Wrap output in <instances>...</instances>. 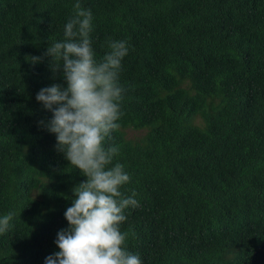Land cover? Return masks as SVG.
<instances>
[{
    "label": "trees",
    "instance_id": "16d2710c",
    "mask_svg": "<svg viewBox=\"0 0 264 264\" xmlns=\"http://www.w3.org/2000/svg\"><path fill=\"white\" fill-rule=\"evenodd\" d=\"M74 0H0V264H43L86 179L38 125L63 83L44 55ZM98 57L126 39L117 160L126 247L143 264H264V0H81ZM40 55L39 62L31 60ZM129 131L135 132L130 134Z\"/></svg>",
    "mask_w": 264,
    "mask_h": 264
},
{
    "label": "clouds",
    "instance_id": "9594fccd",
    "mask_svg": "<svg viewBox=\"0 0 264 264\" xmlns=\"http://www.w3.org/2000/svg\"><path fill=\"white\" fill-rule=\"evenodd\" d=\"M72 7L64 38L48 42L44 53L63 83L40 87L35 99L52 113L38 125L55 134L54 147L86 179L73 185L63 214L67 225L57 230V250L46 255L43 264H143L141 256L126 247L127 233L121 230L126 209L139 201L134 190L129 195L121 191L131 175L115 159L119 145L107 142L120 126V102L126 91L120 71L130 45L126 39H108L98 57L91 35L92 9L82 7L81 0H74ZM42 59L31 56L33 62ZM15 215L12 210L0 214V234L12 227Z\"/></svg>",
    "mask_w": 264,
    "mask_h": 264
},
{
    "label": "rangeland",
    "instance_id": "374dc122",
    "mask_svg": "<svg viewBox=\"0 0 264 264\" xmlns=\"http://www.w3.org/2000/svg\"><path fill=\"white\" fill-rule=\"evenodd\" d=\"M129 133H130V134H134L135 132L133 133V132L129 131Z\"/></svg>",
    "mask_w": 264,
    "mask_h": 264
}]
</instances>
